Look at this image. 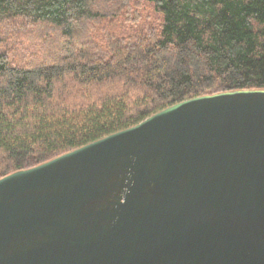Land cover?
<instances>
[{
	"label": "water",
	"instance_id": "water-1",
	"mask_svg": "<svg viewBox=\"0 0 264 264\" xmlns=\"http://www.w3.org/2000/svg\"><path fill=\"white\" fill-rule=\"evenodd\" d=\"M0 264H264V88L176 102L1 177Z\"/></svg>",
	"mask_w": 264,
	"mask_h": 264
},
{
	"label": "trees",
	"instance_id": "trees-1",
	"mask_svg": "<svg viewBox=\"0 0 264 264\" xmlns=\"http://www.w3.org/2000/svg\"><path fill=\"white\" fill-rule=\"evenodd\" d=\"M260 88L264 0H0V178L176 102Z\"/></svg>",
	"mask_w": 264,
	"mask_h": 264
},
{
	"label": "rangeland",
	"instance_id": "rangeland-1",
	"mask_svg": "<svg viewBox=\"0 0 264 264\" xmlns=\"http://www.w3.org/2000/svg\"><path fill=\"white\" fill-rule=\"evenodd\" d=\"M125 29H127V28H125ZM133 31V29H131V28H128L126 31H124L126 34H128V33H131Z\"/></svg>",
	"mask_w": 264,
	"mask_h": 264
}]
</instances>
